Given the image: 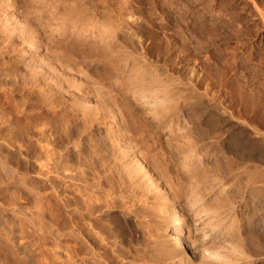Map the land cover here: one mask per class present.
Returning <instances> with one entry per match:
<instances>
[{
  "label": "bare ground",
  "instance_id": "1",
  "mask_svg": "<svg viewBox=\"0 0 264 264\" xmlns=\"http://www.w3.org/2000/svg\"><path fill=\"white\" fill-rule=\"evenodd\" d=\"M112 1L0 0V264H264L262 96L210 61L234 20Z\"/></svg>",
  "mask_w": 264,
  "mask_h": 264
},
{
  "label": "rangeland",
  "instance_id": "2",
  "mask_svg": "<svg viewBox=\"0 0 264 264\" xmlns=\"http://www.w3.org/2000/svg\"><path fill=\"white\" fill-rule=\"evenodd\" d=\"M141 1H144L143 4L146 7H149L153 1L158 7H155V9L157 8L158 11L162 8V14L164 13L165 16L168 14L169 16H171V14H179L182 18L186 16L192 18L195 16L194 18H198L204 15V10L207 8L208 14L211 18H218V16L222 17L224 21H226L225 24L228 21L227 19H233L234 23H227L228 26L224 24V28L221 26L217 27L219 25H212V28H215V30L219 31L221 28L219 32L222 34L217 38L220 39L222 37L223 39L221 38V40L223 41L219 43V46L217 44V49L214 46V49H211L210 55L212 60L210 61L213 64L212 66L215 68H213V70L220 69V67L223 68L225 66L229 72L226 74V77H220L221 80H225V78H228L226 80H239V84L236 81L238 84L237 86L243 87L241 90L243 89V93L245 95L247 94L248 99H250V97L251 99H255L256 96H262L256 100L261 102L260 106L262 105V110L261 108L260 110L264 113V25L260 20L262 17L264 18V0ZM156 17L157 16L153 18L156 22V29H161L164 25L159 22V17ZM174 26L176 27V25ZM174 26L173 28L175 29ZM170 29H172V27ZM237 29H239V33H237ZM225 32H227V34ZM242 43H246V45L242 47ZM216 61H219L220 67H216ZM224 91L225 90L221 93L225 96H229L227 93V95L224 94L226 92ZM252 95L255 97L252 98ZM262 118L258 120L260 123L262 122L261 124L264 123V119L261 120ZM262 126L264 127V125Z\"/></svg>",
  "mask_w": 264,
  "mask_h": 264
}]
</instances>
